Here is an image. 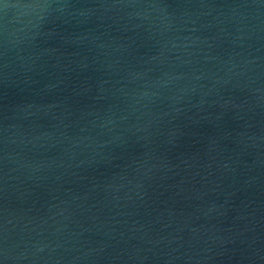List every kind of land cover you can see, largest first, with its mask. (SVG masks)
I'll use <instances>...</instances> for the list:
<instances>
[{"label": "water", "instance_id": "1", "mask_svg": "<svg viewBox=\"0 0 264 264\" xmlns=\"http://www.w3.org/2000/svg\"><path fill=\"white\" fill-rule=\"evenodd\" d=\"M3 3L0 264H264V0Z\"/></svg>", "mask_w": 264, "mask_h": 264}, {"label": "snow or ice", "instance_id": "2", "mask_svg": "<svg viewBox=\"0 0 264 264\" xmlns=\"http://www.w3.org/2000/svg\"><path fill=\"white\" fill-rule=\"evenodd\" d=\"M0 5H5V4L3 3V0H0Z\"/></svg>", "mask_w": 264, "mask_h": 264}, {"label": "clouds", "instance_id": "3", "mask_svg": "<svg viewBox=\"0 0 264 264\" xmlns=\"http://www.w3.org/2000/svg\"><path fill=\"white\" fill-rule=\"evenodd\" d=\"M8 7V6H7Z\"/></svg>", "mask_w": 264, "mask_h": 264}]
</instances>
